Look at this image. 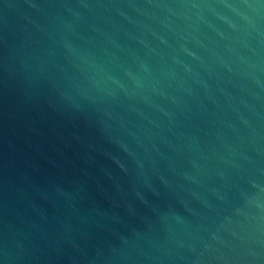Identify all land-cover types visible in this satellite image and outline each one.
I'll return each mask as SVG.
<instances>
[{"label":"water","instance_id":"1","mask_svg":"<svg viewBox=\"0 0 264 264\" xmlns=\"http://www.w3.org/2000/svg\"><path fill=\"white\" fill-rule=\"evenodd\" d=\"M0 264H264V0H0Z\"/></svg>","mask_w":264,"mask_h":264}]
</instances>
